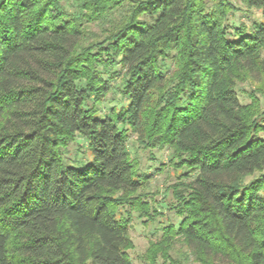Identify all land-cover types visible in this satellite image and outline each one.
Instances as JSON below:
<instances>
[{"label":"trees","instance_id":"1","mask_svg":"<svg viewBox=\"0 0 264 264\" xmlns=\"http://www.w3.org/2000/svg\"><path fill=\"white\" fill-rule=\"evenodd\" d=\"M263 53L264 0H0V264H133L134 220L150 264H264Z\"/></svg>","mask_w":264,"mask_h":264},{"label":"rangeland","instance_id":"2","mask_svg":"<svg viewBox=\"0 0 264 264\" xmlns=\"http://www.w3.org/2000/svg\"><path fill=\"white\" fill-rule=\"evenodd\" d=\"M254 15H258V12L254 11ZM234 22L238 20L247 21L240 12H236L235 16L232 17ZM232 20V19H231ZM264 57V53L262 54ZM116 86V83L114 84ZM260 89L263 94L257 91V96L260 99L261 107L264 109V75L260 77L259 80L247 79L246 81L240 82L238 84V95L241 102L245 103L249 101L245 91L250 89ZM118 97V93L108 95L107 105H112L116 103L115 99ZM75 149L74 145L70 146V151ZM129 151L132 158H135L139 164L140 171L150 174V176L145 181L144 185L140 188L149 200L156 201L159 204L160 210L162 211V216L159 218L165 220L166 218L172 222H176V218L168 209V203L170 201V195L165 192L167 185L174 183L176 180L175 174L171 167L168 165V151L166 149L159 150H144L135 141V135L130 136L129 140ZM158 224L143 226L139 221L134 220L132 226L129 228V235L131 237L132 247L128 250L129 257L133 264H150L145 260L146 250L149 246V240H154L159 236V231L156 230ZM178 245V244H177ZM177 246L176 249H178ZM181 248H179L180 250ZM184 250V249H183ZM177 250L173 253V257H177ZM187 260L186 264H199L192 256L186 254ZM159 259V260H158ZM155 264L160 263V257L157 258Z\"/></svg>","mask_w":264,"mask_h":264}]
</instances>
